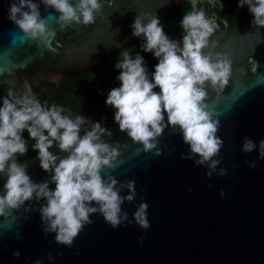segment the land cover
<instances>
[{
    "label": "water",
    "instance_id": "obj_1",
    "mask_svg": "<svg viewBox=\"0 0 264 264\" xmlns=\"http://www.w3.org/2000/svg\"><path fill=\"white\" fill-rule=\"evenodd\" d=\"M190 1L0 0V96L23 111ZM191 52L139 119L0 171V264H264V21Z\"/></svg>",
    "mask_w": 264,
    "mask_h": 264
},
{
    "label": "flooded vegetation",
    "instance_id": "obj_2",
    "mask_svg": "<svg viewBox=\"0 0 264 264\" xmlns=\"http://www.w3.org/2000/svg\"><path fill=\"white\" fill-rule=\"evenodd\" d=\"M256 15L264 21V0H193L81 78L33 87L35 100L23 111L0 96V107L7 99L5 107L13 112L0 117L1 164H7L6 158L14 162L19 150L36 143L48 148L61 140L129 125L158 106L182 66L186 46L196 56L199 39H210ZM214 80L224 81L225 75L217 73Z\"/></svg>",
    "mask_w": 264,
    "mask_h": 264
},
{
    "label": "trees",
    "instance_id": "obj_3",
    "mask_svg": "<svg viewBox=\"0 0 264 264\" xmlns=\"http://www.w3.org/2000/svg\"><path fill=\"white\" fill-rule=\"evenodd\" d=\"M4 100H5V102H4L3 107H0V117H9L13 112L11 110H9L7 107H5L7 104H9V101L7 99H4ZM35 136H36L35 139L39 140L38 135L35 134ZM45 148H47V147L38 146L36 143V145L32 146L31 149H27L26 151L19 150L18 152H22V153H16L15 154L16 159L14 160V162L11 163V162H9V158H6L7 159L6 165L1 164L2 158H4V156L0 155V171L7 169V168H10L12 166H15V165L21 163L22 161H24L28 158H31L36 153L44 150Z\"/></svg>",
    "mask_w": 264,
    "mask_h": 264
}]
</instances>
